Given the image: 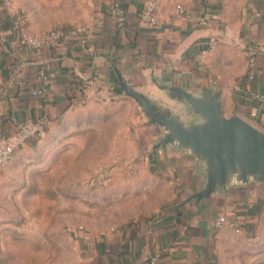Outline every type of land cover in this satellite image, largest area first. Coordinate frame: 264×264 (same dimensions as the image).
<instances>
[{
	"label": "crops",
	"instance_id": "0c3cea01",
	"mask_svg": "<svg viewBox=\"0 0 264 264\" xmlns=\"http://www.w3.org/2000/svg\"><path fill=\"white\" fill-rule=\"evenodd\" d=\"M11 1L32 34L57 26L87 25L92 31L28 51L13 38L0 1V138L14 135L25 121H48L44 137L16 150L0 171V187L50 161L69 139L92 137L98 145L94 159L119 163L96 173L108 174L126 199L105 233L86 237L89 264H150L154 256L158 264H222L236 238L261 231L264 181L236 182L198 200L204 164L178 145L157 147L164 130L149 122L123 84L186 125L199 118L168 88L220 91L226 117L237 115L264 132L261 103L252 95H264V0H155L162 28L141 20L149 0H119L128 13L123 27L109 14L117 0H88L80 14L55 18L54 27H47L51 20L44 24L48 16L39 9ZM201 15L208 26L199 24ZM211 37L217 43L202 57ZM221 215L236 221L239 231L217 228Z\"/></svg>",
	"mask_w": 264,
	"mask_h": 264
},
{
	"label": "rangeland",
	"instance_id": "374dc122",
	"mask_svg": "<svg viewBox=\"0 0 264 264\" xmlns=\"http://www.w3.org/2000/svg\"><path fill=\"white\" fill-rule=\"evenodd\" d=\"M17 1L47 15V27L68 12L80 14L88 2ZM97 147L92 137L69 139L52 152L50 161L0 187V264H89L86 237L105 233L109 218L126 199L117 195L108 174L96 173L97 168L109 173L119 164L94 159ZM223 259L222 264H264V226L236 238L234 250Z\"/></svg>",
	"mask_w": 264,
	"mask_h": 264
},
{
	"label": "water",
	"instance_id": "95a60500",
	"mask_svg": "<svg viewBox=\"0 0 264 264\" xmlns=\"http://www.w3.org/2000/svg\"><path fill=\"white\" fill-rule=\"evenodd\" d=\"M123 87L126 95L139 104L149 122L164 130L157 147L178 145L204 164L206 183L196 195L198 200L236 182L264 181V132L237 115L226 117L221 109L220 91L203 88L195 93L169 87L171 95L185 101L199 118L198 122L186 125L170 110L155 108L132 87L126 84Z\"/></svg>",
	"mask_w": 264,
	"mask_h": 264
},
{
	"label": "built area",
	"instance_id": "2783aa9c",
	"mask_svg": "<svg viewBox=\"0 0 264 264\" xmlns=\"http://www.w3.org/2000/svg\"><path fill=\"white\" fill-rule=\"evenodd\" d=\"M7 13L10 23V31L15 41L25 50L40 52L45 48L55 46L70 36L72 38H82L92 31V27L81 25L67 29L64 26H57L50 31L32 34L26 30L24 26V17L22 11L15 7L11 0H0ZM177 12L183 15L185 10L181 5H177ZM110 16L116 21L119 27H123L128 19V13L121 1L117 0L111 3L109 7ZM141 20L154 26L162 28L166 23L159 19L157 15V3L155 0H149L145 5L141 15ZM199 24L201 26H208L206 15L199 17ZM217 43L216 37H211L207 45L202 49L201 55L205 57L208 55ZM255 64L254 53H249V65L253 67ZM253 74L250 73L249 78ZM34 95L38 93L33 92ZM253 98L261 103V111L264 114V95L253 93ZM47 119L45 117L35 120L25 121L20 124L19 130L12 136L0 138V171L6 169L11 163L14 153L20 147L29 141H39L44 137ZM216 227L222 228L229 226L239 231L238 223L236 221L230 222L226 215H221L216 220ZM159 256H154L150 260V264H158Z\"/></svg>",
	"mask_w": 264,
	"mask_h": 264
}]
</instances>
